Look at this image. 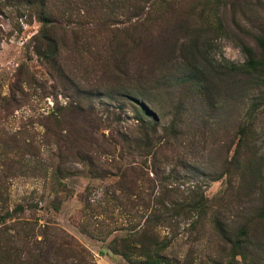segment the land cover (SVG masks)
Masks as SVG:
<instances>
[{"label":"rangeland","instance_id":"obj_1","mask_svg":"<svg viewBox=\"0 0 264 264\" xmlns=\"http://www.w3.org/2000/svg\"><path fill=\"white\" fill-rule=\"evenodd\" d=\"M143 249L264 264V0H0V264Z\"/></svg>","mask_w":264,"mask_h":264},{"label":"trees","instance_id":"obj_2","mask_svg":"<svg viewBox=\"0 0 264 264\" xmlns=\"http://www.w3.org/2000/svg\"><path fill=\"white\" fill-rule=\"evenodd\" d=\"M145 109H147V111H149L147 107H145ZM149 112H151L150 114H152L153 116L155 115V113H153V111H149ZM155 117L156 116H154V118ZM156 220H155V222H156ZM150 226H151V224L149 223L147 225V229L146 230L151 229ZM146 230H143V231H146ZM142 235L144 237L146 234H142ZM121 240H122V243L120 245L121 246L120 250L115 248V251L117 250V252L119 254H121L127 261L134 262L133 259H132V254H133L134 248L137 249V248H140V246L139 247L137 246V242L132 237V235H129L128 237L122 238ZM137 250H140V249H137ZM144 253L146 254V258H147L146 261H148V262H145V264H160V262H162L163 259H164L163 257H161V255H158L157 253H154L151 250L150 251L149 250H144ZM132 264H135V263H132Z\"/></svg>","mask_w":264,"mask_h":264}]
</instances>
